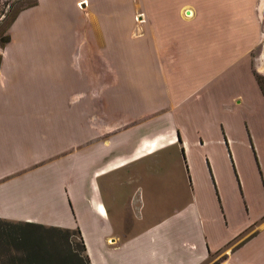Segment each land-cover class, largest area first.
I'll return each mask as SVG.
<instances>
[{"label":"crops","instance_id":"obj_1","mask_svg":"<svg viewBox=\"0 0 264 264\" xmlns=\"http://www.w3.org/2000/svg\"><path fill=\"white\" fill-rule=\"evenodd\" d=\"M254 8L255 0H36L21 10L0 55V221L67 231L82 243L88 264H264V245L242 261L237 255L263 241L264 225L251 234L255 223L226 232L231 214L214 189L215 167L204 156L218 205L212 207L178 123L228 112L225 102H190L219 78L236 85L247 137L255 117L264 118L254 78L264 79V54L254 69L250 60L262 42ZM97 40L106 66L102 98L95 95ZM218 129L223 135L224 125ZM172 149L185 161V198L157 216L155 199L172 187L170 179L163 190L155 187L163 176L155 160ZM222 251L221 261L210 262Z\"/></svg>","mask_w":264,"mask_h":264},{"label":"rangeland","instance_id":"obj_2","mask_svg":"<svg viewBox=\"0 0 264 264\" xmlns=\"http://www.w3.org/2000/svg\"><path fill=\"white\" fill-rule=\"evenodd\" d=\"M262 1L264 0H255L254 11L260 23L262 34L260 37L262 42L250 55L253 69L257 64L259 65L258 60L262 58L261 53L264 54V52H262L264 51V2ZM31 3L36 4V0H0V55L1 49L6 45L2 46V42L4 38L8 37L7 30L13 22L11 21L12 18L17 11L25 8L26 5H30ZM80 3L82 5L83 2ZM76 7L79 8L78 6ZM135 7L130 17H132L136 25L140 15L138 14L139 9ZM96 37H99V35H96ZM92 50H94V52L96 51L97 55L103 50L102 42L97 40ZM102 59L103 57H99V54L98 57H95L96 69L98 71V85H101L96 89L95 95L97 98H102L106 91L104 87L105 79L103 77V71L106 66ZM77 60L78 57L75 54L72 62L75 66ZM262 62L264 64V56ZM238 66H243L242 60H240ZM107 69H109L108 66ZM115 69L116 68H114V70ZM259 70H261V68ZM110 75L112 76L114 82L113 87L115 89V86H117L115 85V79L118 77L119 73L113 71ZM131 75L135 76L136 74L133 73ZM107 78H109V76H107ZM192 79L194 80V78ZM132 80L135 81V78L132 77ZM205 85H207V88L203 86V90L196 96H194V94L190 102L193 103V101H197L206 107L210 105L213 107L215 106V108L217 102H225L228 107L224 109L228 110V112L222 114L219 110L214 112L210 110L207 114L198 115L194 120H189L190 122L181 119L178 123L182 125L185 136L191 145L190 159L193 170L200 174L204 182L207 180L206 196L211 201L212 207H217L218 205L215 199L213 186H211L207 174L204 156L208 158L207 162L211 161L215 167L219 188L216 187L213 179L214 189L217 192L220 203L222 199L224 203L227 204L225 207L231 214L229 221H227V228H225L226 232L228 230H240V232H242L255 223L253 225L254 228L248 230V234H251L256 231L255 228H258L260 224L264 225V219H261V217L264 216V118L261 114L255 117L253 120L254 131L252 135L247 137L239 119L237 105H235L233 100V93L236 89L235 83H230L229 80L223 81L222 78H219L213 82L209 81L208 84ZM115 96L116 95H113V98H115ZM99 107H101V105H98V109ZM180 110L181 109H177L170 113L172 116H177ZM219 124H223L225 127L223 135H221L218 129ZM196 133L198 135H196ZM223 136L225 137L223 142L227 141V139L232 142L231 149H229L228 143L227 146H225L226 148L223 146V142H221ZM249 138L253 150H251ZM194 142H197L196 145H193ZM253 152L255 153L254 156L257 159V163H255ZM182 157L179 150L172 149L161 154L160 157L155 160H158L163 167V176L160 182H154L155 187H159L163 190L166 179L171 180L172 187V192L171 194L169 193V196L164 195L162 198L158 197V199H155L157 216L162 213L170 212L175 205L178 206V204L183 201V198H185L184 194L179 192L183 184L182 182L186 178L185 161H183ZM212 175L211 171L210 176L212 177ZM174 181L177 192L176 198L173 192ZM238 189L240 190V194ZM219 226L221 227V225ZM25 237L28 241L20 246L21 240ZM239 240L235 242V244L238 243ZM263 245L264 239L259 244H249L243 251L237 253L238 260L242 261L245 257L248 258L253 256L254 252ZM35 250H37V252ZM48 250L50 251L47 253L46 259V263L48 264H64L63 254H66V256L70 254L68 258L69 262H66V264H75L74 253L80 257L82 256L80 242L76 236L67 237L66 234L62 233L24 230L0 223V264H43L41 258H39L41 257L40 251L44 253L43 251ZM223 255H225V253L222 251L216 256L217 258L211 257L210 262L217 259L221 261Z\"/></svg>","mask_w":264,"mask_h":264},{"label":"trees","instance_id":"obj_3","mask_svg":"<svg viewBox=\"0 0 264 264\" xmlns=\"http://www.w3.org/2000/svg\"><path fill=\"white\" fill-rule=\"evenodd\" d=\"M36 4L35 3H31L30 5H26V7L25 8H22V9H20L19 11H17L16 13H15V15H14V17L12 18V20L11 21H13L14 19H15V17H16V15L21 11V10H24V9H26V8H30V7H33V6H35ZM9 42V38L8 37H6V38H4V40H3V42H2V46H4L5 44H7ZM254 78H255V81H256V83H257V85H258V87H259V90H260V92H261V94H262V96H263V98H264V79L263 78H261L260 76H257V75H255L254 74ZM177 139L178 140H180V138H179V134H177ZM0 223H2V224H6V225H8V226H13V227H19L20 225L19 224H15V225H13V224H7V223H4V222H1L0 221ZM44 232H52V233H59V234H66V236L68 237L69 236V233L67 232V231H65V232H57V231H55V230H44ZM28 240H27V238L25 237L23 240H21V242H20V246H22V244H25L26 242H27ZM80 251L82 252V256L80 257L79 255H77L76 253H74V260H75V264H88V260H87V258H86V256L84 255V248H83V245H82V243L80 242ZM37 252V251H36ZM36 252H34V253H36ZM44 253H42V251H40V253H41V257H39V258H41V262L43 263V264H48V263H46V259H47V251H43ZM47 252V253H46ZM50 252V251H49ZM34 255V254H33ZM70 255V254H69ZM69 255L68 256H66V254L64 255L63 254V262H65L64 264H66V262H69V260H68V258H69ZM35 256V255H34ZM37 257V256H36ZM42 257H43V259H42ZM71 257H72V255H71Z\"/></svg>","mask_w":264,"mask_h":264},{"label":"bare ground","instance_id":"obj_4","mask_svg":"<svg viewBox=\"0 0 264 264\" xmlns=\"http://www.w3.org/2000/svg\"><path fill=\"white\" fill-rule=\"evenodd\" d=\"M262 2H264V1H262ZM189 12V11H188ZM190 15V12L188 13V15L187 16H189ZM148 152H151V150H149Z\"/></svg>","mask_w":264,"mask_h":264},{"label":"built area","instance_id":"obj_5","mask_svg":"<svg viewBox=\"0 0 264 264\" xmlns=\"http://www.w3.org/2000/svg\"><path fill=\"white\" fill-rule=\"evenodd\" d=\"M77 5H78V4H77ZM79 5H80V4H79ZM79 5H78V6H79Z\"/></svg>","mask_w":264,"mask_h":264},{"label":"water","instance_id":"obj_6","mask_svg":"<svg viewBox=\"0 0 264 264\" xmlns=\"http://www.w3.org/2000/svg\"><path fill=\"white\" fill-rule=\"evenodd\" d=\"M187 14H188V12H187Z\"/></svg>","mask_w":264,"mask_h":264}]
</instances>
